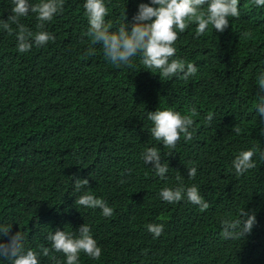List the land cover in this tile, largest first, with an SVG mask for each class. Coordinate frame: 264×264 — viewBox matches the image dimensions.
Returning a JSON list of instances; mask_svg holds the SVG:
<instances>
[{
    "label": "trees",
    "instance_id": "obj_1",
    "mask_svg": "<svg viewBox=\"0 0 264 264\" xmlns=\"http://www.w3.org/2000/svg\"><path fill=\"white\" fill-rule=\"evenodd\" d=\"M84 2L65 0L63 13L46 24L55 41L24 53L17 50L15 25L12 35L0 28V226L12 224L2 239L23 231L25 247L39 251L51 247L49 233L77 232L85 223L102 255L93 260L81 253L79 264H264V160L257 153L256 167L242 175L232 165L242 150L264 151V120L256 111L264 95L258 86L264 7L240 0L239 18L229 17L223 32L209 26L196 38L190 25L179 34L175 58L198 71L187 81H165L139 57L132 68L113 66L99 44L95 55L86 56ZM148 2L105 0L106 21L115 29L125 15L130 30L138 5ZM12 6V0H0V20ZM21 23L36 31L35 14ZM165 107L199 113L193 138L182 136L174 149L152 138L147 119V112ZM209 113L213 120L206 125ZM152 146L168 163L165 178L143 162V151ZM191 167L194 179L187 176ZM75 178H87L89 188L76 191ZM181 182L195 184L210 207L201 211L186 198L173 204L161 199L164 187ZM85 191L106 200L114 214L77 204ZM242 208L255 214L251 233L223 238L221 220L237 219ZM149 223H163V233L154 238ZM39 260L65 264L66 258L52 252Z\"/></svg>",
    "mask_w": 264,
    "mask_h": 264
},
{
    "label": "clouds",
    "instance_id": "obj_2",
    "mask_svg": "<svg viewBox=\"0 0 264 264\" xmlns=\"http://www.w3.org/2000/svg\"><path fill=\"white\" fill-rule=\"evenodd\" d=\"M64 4L65 0H39L37 3H30V0H12L11 14L6 20H0V28L12 35L14 32L12 26L15 25L17 50L20 53L30 51L33 46H44L55 41V35L46 29V24L56 15L63 13ZM253 4L257 8L264 7V0H253ZM83 8L88 22L85 33L89 38L86 56L95 55V45L99 44L104 58L113 66L132 68L133 58L139 57L146 69L158 70L160 79L165 81L174 77L187 81L198 71L193 63L175 58L177 52L175 45L180 33L190 25H195L196 38L203 36L209 26L215 32H223L229 26V17L240 16V0H149L148 3L138 5L128 30L125 15L124 21L115 29L111 21H106L109 8L105 0H85ZM29 13L35 14L36 31L21 23V18L27 17ZM258 86L260 92H264V73L258 77ZM256 111L261 120H264V95L258 96ZM198 115L195 107L184 114L172 107L147 112V119L153 125L150 129L152 138L161 142L163 147L174 149L182 136L185 141L193 138V117ZM212 120L213 114L209 113L205 117V124L210 125ZM233 131L239 134L241 129L233 126ZM257 153L260 159L264 160V151L257 146L242 150L235 156L232 165L237 175L256 167L253 157ZM170 155L171 153L168 154ZM142 158L145 165L151 163V169L157 176L165 178L169 166L167 161L161 162L162 156L157 146L145 148ZM196 172V167L188 168V178L194 179ZM176 179L181 181L182 177L177 175ZM88 184L87 178H75L73 183L76 191L89 188ZM159 195L169 204L178 203L186 198L201 211L210 207L195 184L186 187L181 182L174 188L164 187ZM75 202L87 208H98L105 217L114 214V209L106 200L96 197L90 191H85ZM255 223V214L242 208L237 219L221 220L220 234L226 239H242L251 233ZM11 227L12 224L0 226V259L9 264H40L39 256L41 254L50 256L52 252L63 253L66 258L65 264H79L81 253L93 260H99L102 255V249L94 239L91 227L85 223L77 232L57 229L54 233H49L47 240L51 247L41 245L39 251L25 247L26 237L23 231L15 232L5 242L2 238L9 234ZM146 227L154 238L159 237L164 230L163 223H149ZM52 259L55 260V257Z\"/></svg>",
    "mask_w": 264,
    "mask_h": 264
}]
</instances>
